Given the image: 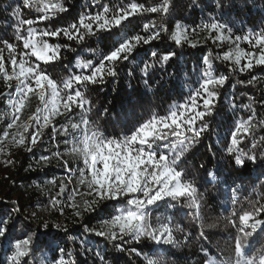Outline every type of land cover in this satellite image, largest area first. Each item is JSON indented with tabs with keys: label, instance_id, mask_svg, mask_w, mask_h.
<instances>
[{
	"label": "trees",
	"instance_id": "trees-1",
	"mask_svg": "<svg viewBox=\"0 0 264 264\" xmlns=\"http://www.w3.org/2000/svg\"><path fill=\"white\" fill-rule=\"evenodd\" d=\"M159 2L65 0L67 11L33 27L55 30L78 21L88 11H100L105 6L116 9L127 8L131 3L152 6ZM20 3L21 0H0V40L12 38L15 20L11 12ZM190 3L191 0H172L168 14L163 17L168 28L163 38L137 44L128 59L118 64L116 75L108 76L102 83L82 84L85 99L91 101L87 114L73 108L71 113L54 116L48 126L41 127L37 144L30 152L29 142L36 126L33 118L43 104L37 95L30 94L18 119L13 120L15 109L10 101L23 91V82L13 81L12 90L4 96L8 88L0 76V224L13 212V201L21 207L20 213H13L7 225L6 239H0V264H5L16 240L33 233L35 240L32 251L23 258V264H51L57 255H61L60 248L73 247L81 249L76 252L75 264H100L94 255L96 252L103 254L111 264H205L206 261L208 264H252L250 257H257L259 264L260 257L264 258V224L247 239L243 252L236 259L233 244L237 229L229 223L245 211L264 206V187L257 183L264 175V158H258L256 163L248 160L245 167L239 168L225 152L237 124L241 120L246 121L251 114L247 107L249 99L255 97L257 101L264 100V85L244 86L241 81L246 80L249 74L229 73L228 67L233 66L230 62L217 59L206 66L204 58L209 51L222 54L235 49L229 42L212 44L211 34L207 30L200 29L191 37L202 44L198 47L177 45L170 38V33L178 27L199 25L210 18L229 25L238 35L249 29L264 28V0H219V7L217 0H200L199 7L193 5L189 10ZM23 18L36 19V13L25 10ZM150 22L162 23L159 13L131 16L119 26L99 31L83 41L48 38L50 43L61 46V56L53 62L42 64L41 69L61 84L73 74H87L85 65H88V69L98 66L121 44L141 34ZM240 48L244 51L254 50L245 42L240 43ZM153 52L158 57L168 52H174L175 56L166 63L153 64ZM244 63L242 60L241 64ZM145 65H149L147 69ZM255 71L264 69L257 68ZM221 75L229 78L219 89L216 111L208 118L209 130L199 141L183 149V142L172 137L154 140L151 145V150L157 154L167 152L172 156L173 153H182L175 166L183 168L198 189L199 210L191 209V201L186 198L171 197L141 210L148 225L173 227V234L180 241L157 244L147 236H141L139 242L133 236H126L124 241H113L87 231L94 228L108 231L109 226L103 222L123 211L133 210L128 196L104 200L94 211L74 222V209L68 206L73 189L84 194L75 195L74 202L79 206H82L83 200L91 197L87 196L85 186L79 182L78 169L84 167L82 153L71 150L73 145L79 147L78 143L83 137L78 129H72L70 125L80 124V118L84 115L89 121V135L98 130L103 138H127L153 116H164L178 109L203 80ZM254 112L250 132L244 136L240 146L245 152L252 143H256L259 150L264 138V105H256ZM40 115L42 125L43 113ZM10 124L12 127H9ZM25 125L28 127L25 128ZM62 126L69 128L74 137L69 139L60 132ZM5 131L9 133L7 137L4 136ZM20 136L25 138L24 145L19 143ZM57 152L61 153V160L66 161V165L53 158ZM42 156H48L51 163L44 164L40 159ZM29 166L35 170H27ZM69 170L75 173L71 177ZM210 170L215 175L209 177ZM62 183L65 186L63 193ZM54 200L59 203H54ZM233 211L236 216L232 215ZM33 216L35 219H31ZM41 221L60 223L68 228L66 231L55 227L44 229L39 225ZM179 229H183V233ZM184 233L189 234L186 240ZM119 243H124L125 249L138 250V253L129 254L117 249L115 245Z\"/></svg>",
	"mask_w": 264,
	"mask_h": 264
},
{
	"label": "snow or ice",
	"instance_id": "snow-or-ice-1",
	"mask_svg": "<svg viewBox=\"0 0 264 264\" xmlns=\"http://www.w3.org/2000/svg\"><path fill=\"white\" fill-rule=\"evenodd\" d=\"M171 5L172 0H160L158 4L152 6L144 3H131L127 8L116 9L105 6L100 11H88L78 21L55 30L47 28L38 30L33 25L46 22L60 12L67 11L68 5L65 0H21L19 5L14 6L11 12V16L15 20L12 26V38L0 40V76L3 77L8 88V91L3 93L4 96H7L12 90L13 81L23 82V91L10 101L15 109L13 120L18 119L30 94L37 95L43 104V107L37 110V116L33 118L36 126L29 142V152L37 144L41 127L48 126L54 116L71 113L73 108L80 109L84 115L87 114L91 107V101L85 99L82 84L102 83L108 76L116 75L118 64L128 59L137 44L151 43L153 40L163 38V35L168 31L163 17L168 14ZM193 5L199 7L200 0H191L189 10ZM217 7H219V0H217ZM25 10L36 13V19H24ZM146 12L159 13L162 23L150 22L146 24L141 34L121 44L98 66L88 69V65H85L87 74H73L61 84L41 69L42 64L53 62L61 56V46L50 43L48 38L63 37L67 40L83 41L99 31L119 26L131 16ZM200 29L207 30L211 34L212 44L229 42L235 46L234 50L230 49L222 54L219 52L213 54L212 51H209L204 58L206 66L217 59L222 62H230L233 66L228 67L229 73L249 74L246 80L241 81L244 86L264 85V71H255L257 68L264 69V28L249 29L244 34L238 35L229 25L210 18L199 25L178 27L175 32L170 33V38L177 45L187 44L189 47H198L202 44L193 41L191 37ZM241 42L247 43L254 50L244 51L240 48ZM5 51H7V57ZM152 56L153 64L166 63L175 56V53L168 52L158 57L153 52ZM242 60L245 61L244 64H241ZM148 66L145 65V68L147 69ZM228 78L226 75L206 78L178 109L164 116H153L127 138H103L98 130L92 131L89 135V121L84 118V115L80 118V124L70 125L72 129H78L83 137L82 141L78 143L79 147L73 145L71 150L82 153L84 167L78 169L79 182L85 186L87 196L91 197V199L83 200L82 206H79L74 202L75 195L83 196L84 194L73 189V195L69 197L71 203L68 206L74 209V222L79 221L88 212L94 211L104 200L128 196L133 210L123 211L111 220L103 222L109 226L108 231L96 228L87 229V231L106 236L113 241H124L126 236H133L136 242L140 241L141 236H147L157 244L180 241L174 236L173 227L156 228L148 225L141 210L168 197L181 200L186 198L187 201H191V209L199 210L198 189L195 181L187 177L185 170L175 166L182 153H173L172 156H169L167 152L157 154L151 150V145L154 140H165L167 137L181 140L183 142L181 149L186 145L191 146L197 143L209 130L208 118L216 111L219 89L223 87ZM62 92L63 96H61ZM258 104L264 105V100L257 101L255 97L249 99L247 107L251 114L248 115L246 121L241 120L237 124L225 147L226 154L233 158L234 164L239 168L245 167L248 160L256 163L258 158H264V138L261 140L259 150L256 143H252L247 152L242 151L240 147L244 136L250 132L249 126L255 115V106ZM233 106L235 107V101H233ZM61 109H63V113ZM40 113H43L42 125ZM69 119H71L70 116ZM9 127L12 125L10 124ZM27 127L28 125H25V128ZM59 131L69 139L74 137L67 127L62 126ZM8 135L9 133L5 131L4 136ZM19 143L20 145L25 144L23 136L19 137ZM53 158L62 164L66 165L67 163L61 160L59 152L55 153ZM40 159L44 164L51 163L48 156H42ZM200 167L203 168L204 165L201 164ZM27 170L35 169L29 166ZM74 174L72 171H68L69 177ZM208 175L211 177L215 173L210 170ZM257 183L264 187V175ZM64 187L62 183L61 193H63ZM58 195L60 194L58 193ZM4 202L7 203V201ZM12 203L15 205L13 212L5 217L3 224H0V239H6L7 225L10 223L13 213L15 215L20 213V205L16 201ZM54 203H59V201L54 200ZM59 210L61 213L63 212V208ZM232 215L236 216V213L233 211ZM31 219H35V217L33 216ZM229 223L237 229L233 253L236 259H239L247 239L260 225L264 224V206L254 208L253 211H245L236 219L230 220ZM39 225L44 229L55 227L66 231L68 228L67 225L55 222L41 221ZM179 231L183 233V229H179ZM188 235V233H184V240ZM34 240V233L22 240H16L5 264H23V258L29 256L32 251ZM115 247L121 251H127L129 254L138 253L136 249H125L124 243H119ZM59 251L61 255H57L51 264H75L76 252L81 249L76 247L60 248ZM94 255L98 257L100 264H111L103 254L96 252ZM249 259L252 260V264H257V257ZM205 264H208V261ZM259 264H264V258L260 257Z\"/></svg>",
	"mask_w": 264,
	"mask_h": 264
}]
</instances>
